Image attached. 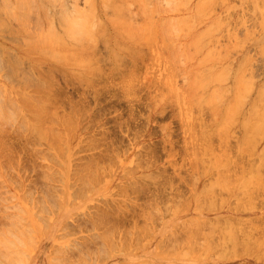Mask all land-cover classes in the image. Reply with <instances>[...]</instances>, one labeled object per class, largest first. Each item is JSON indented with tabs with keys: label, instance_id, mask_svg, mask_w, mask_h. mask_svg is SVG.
<instances>
[{
	"label": "rangeland",
	"instance_id": "1",
	"mask_svg": "<svg viewBox=\"0 0 264 264\" xmlns=\"http://www.w3.org/2000/svg\"><path fill=\"white\" fill-rule=\"evenodd\" d=\"M8 1L0 5V264H264V0ZM13 235L23 246L10 253Z\"/></svg>",
	"mask_w": 264,
	"mask_h": 264
},
{
	"label": "bare ground",
	"instance_id": "2",
	"mask_svg": "<svg viewBox=\"0 0 264 264\" xmlns=\"http://www.w3.org/2000/svg\"><path fill=\"white\" fill-rule=\"evenodd\" d=\"M7 1H8V0H7ZM153 1H154V0H153ZM2 2H4V0L1 1L0 5L2 4ZM8 2H9V1H8ZM25 2H27V1H25ZM91 2H92V1H91ZM138 2H139V1H138ZM211 2H212V1H211ZM17 3H18V2H17ZM139 3H140V2H139ZM152 3H153V2H152ZM7 4H8V3H7ZM9 4H10V3H9ZM23 4H24V2H23ZM35 4H36V3H35ZM56 4H57V3H56ZM56 4H55V5H56ZM2 5H3V4H2ZM19 5H20V3H19ZM29 5H30V4H29ZM212 5H213V4H212ZM212 5H211V6H212ZM27 6H28V4H27ZM129 6H130V5H129ZM24 7H25V6H24ZM196 7H197V6H196ZM144 8H145V7H144ZM144 8H143V9H144ZM146 8H147V7H146ZM149 8H150V7H149ZM149 8H148V9H149ZM211 8H212V7H211ZM17 9H19V7H18ZM84 9H85V8H84ZM87 9H88V8H87ZM120 9H121V8H120ZM150 9H151V8H150ZM150 9H149V10H150ZM197 9H199V8H197ZM61 10H62V9H61ZM124 10H125V9H124ZM124 10H123V11H124ZM144 10H146V9H144ZM151 10H152V9H151ZM151 10H150V14H151L152 11H153V10H152V11H151ZM92 11H93V9H92ZM158 11H159V10H158ZM158 11H157V12H158ZM198 11H200V10H198ZM198 11H197V13H198ZM8 12H9V11H8ZM81 12L83 13L84 11H76V14L79 15ZM88 12H89V11H88ZM4 13H5V12H4ZM9 13H10V12H9ZM58 13H59V12H58ZM129 13H130V12H129ZM143 13H144V11H143ZM146 13H147L146 16L148 17V12H146ZM146 13H144V14H146ZM90 14H91V12H90ZM113 14H114V13H113ZM125 14L127 15V13H125ZM11 15H13V13H11ZM132 15H133V14H132ZM141 15H142V14H141ZM65 16H68V15H66V13H65ZM143 16H144V15H143ZM146 16H144V17H146ZM87 17H88L89 19H88V20L86 19V23L89 24V23H90L89 20H92V19H90L91 16H89V14H87ZM150 17H151V15L149 16V18H150ZM67 18H69V17H67ZM77 18H78V17L76 16V19H77ZM132 18H133V17H132ZM151 18H152V17H151ZM78 19H79V18H78ZM81 19H82V18H81ZM142 19H143V20H142ZM142 19H141V20L144 21V18H143V17H142ZM145 19H146V18H145ZM93 20H94V19H93ZM131 20H132V19H131ZM147 20H148V19H147ZM69 21H70V20H69ZM71 21L73 22L72 19H71ZM76 21H77V20H76ZM79 21H80V20H79ZM83 21H84V20H83ZM87 21H88V22H87ZM160 21H161V20H160ZM160 21H159V22H160ZM168 21H169V20H168ZM168 21H167V22H168ZM65 22H66V21H65ZM131 22H132V21H131ZM144 22H145V21H144ZM161 22H162V21H161ZM161 22H160V23H161ZM164 22H165V20H164ZM140 23H141V21H140ZM140 23H139V24L136 23V24H138V26H139V25L141 26L142 23H141V24H140ZM168 23H169V22H168ZM168 23H167V25H168ZM173 23H174V21H173ZM175 23H176V21H175ZM175 23H174V24H175ZM69 24H70V23H69ZM73 24L76 25L75 27H79L78 29H80L82 26H86V25H87V24H86V25L83 24V25L80 27V26H77V24H78L77 22H76V23L73 22ZM115 24L117 25V23H115ZM146 24H147L146 22H145V24L143 23V26L146 25ZM148 24L150 25L151 23H148ZM148 24H147V25H148ZM171 24H172V23H170L169 25H171ZM179 24H180V23H179ZM78 25H79V24H78ZM80 25H81V24H80ZM97 25H98V24H97ZM147 25L144 26V27H149V26H147ZM55 26H56V25H55ZM73 26H74V25H73ZM120 26H121V25H120ZM134 26H135V25H134ZM134 26H133V27H134ZM136 26H137V25H136ZM138 26H137V27H134L133 29L136 30V28H138ZM140 26H139V27H140ZM143 26H142V28L144 29ZM174 26H176V25H174ZM152 27L154 28L155 26H152ZM71 28H72V26H71ZM84 28H85V27H82L80 30L84 32ZM87 28H88V27H86V31H87ZM100 28H101V27H100ZM165 28H166V23H165ZM165 28H164V31H165ZM167 28H168V27H167ZM167 28H166V29H167ZM170 28H171V27H170ZM172 28L174 29L173 26H172ZM73 29H74V28H73ZM76 29H77V28H76ZM78 29H77V30H78ZM149 29H150V28H149ZM154 29H156V27H155ZM173 29H172V30L170 29V31H173ZM80 30H79V32H80ZM88 30H89V29H88ZM116 30H117V29H116ZM137 30H138V29H137ZM144 30H145V29H144ZM147 30H148V29L146 28V31H147ZM152 30H153V29H151V31H152ZM168 30H169V29H168ZM168 30H166V32H167ZM174 30H175V29H174ZM74 31H75V30H73V32H74ZM140 31H143V30H140V29H139V33H141L142 36H143V34H144V36H145V33H146V34L148 33V31L145 32V33H144V32L142 33V32H140ZM151 31H150V32H151ZM170 31H168V32H170ZM92 32H93V31L91 30V31H90V34H91ZM152 32H153V34H151V35H154V31H152ZM160 32H161V29H160ZM168 32H167L165 35H166V37L170 38L169 35L171 34V32L169 33V35H168ZM173 32H175V31H173ZM80 33L82 34V32H80ZM136 33H137V32H136ZM139 33H138V34H139ZM162 33H163V32H162ZM73 34H74V33H73ZM73 34H72V35H73ZM77 34H78V36H80V38H81L82 36H84V35L79 34L78 31H77ZM77 34H76V32H75V35H73V36L77 38ZM149 34H150V33H149ZM173 34H174V33H173ZM85 35H86V34H85ZM147 35H148V34H147ZM155 35H156V34H155ZM167 35H168V36H167ZM131 36H132V35H131ZM131 36H130V37H131ZM140 36H141V35H140ZM144 36H143L141 39L144 40L145 37H146V39H147L148 36H145V37H144ZM163 36H164V35H163ZM163 36H162V34H161V37H163ZM170 36H171V35H170ZM59 37H60V36H59ZM99 37H100V36H99ZM101 37H102V36H101ZM101 37H100V38H101ZM166 37H165V38H166ZM171 37H173V36H171ZM50 38H51V36H50ZM80 38L78 37L77 39L80 41ZM84 38H85V37H84ZM84 38H82V39H84ZM122 38H123V37H122ZM149 38H150V36L148 37L147 40L149 41V44H150V43L152 44L154 41L151 42V41L149 40ZM151 38H153V37L151 36ZM151 38H150V39H151ZM77 39H76V40H77ZM134 39H135V38H134ZM157 39H158V38H157ZM160 39H161V38H160ZM62 40H63V39H62ZM106 40H108V39H106ZM131 40H133V37L131 38ZM131 40H130V41H131ZM108 41H109V40H108ZM108 41H107V42H108ZM128 41H129V40H128ZM134 41H136V40H134ZM148 41H147V42H148ZM52 42H53V41H52ZM91 42H92V41H91ZM115 42H116V40H115ZM117 42H118V41H117ZM136 42H137V41H136ZM139 42H140V41H139ZM141 42H144V41H141ZM159 42H160V41H159ZM159 42H158V43H159ZM172 43H174V42H172ZM172 43H171V45H172ZM138 44H139V43H138ZM160 44H161V43H160ZM160 44H159V45H160ZM157 45H158V44H157ZM196 45H197V44H196ZM147 46H149V45H147ZM131 47H132V46H131ZM172 47H173V45H172ZM176 47L178 48V46H176ZM150 48H151V47H150ZM150 48H149V49H150ZM154 48H155V47H154ZM159 48H160V47H159ZM92 49H93V48H92ZM149 49H148V50H149ZM161 49H162V48H161ZM171 49H172V48H171ZM0 50H1V48H0ZM27 50H28V48H27ZM27 50H26V51H27ZM70 50H72V49H70ZM140 50H141V49H140ZM176 50H177V49H176ZM23 51H25V49H24ZM73 51H74V50H73ZM128 51H129V50H128ZM0 52H1V51H0ZM6 52H7V50H6ZM70 52H71V51H70ZM93 52H94V51H93ZM129 52H130V51H129ZM2 53H3V52H2ZM8 53H9V52H7V54H8ZM121 53H122V52H121ZM132 53H133V52H132ZM212 53H213V52H212ZM214 53H215V52H214ZM28 54H29V53H28ZM91 54H92V53H91ZM94 54H95V53H94ZM126 54H127V53H126ZM139 54H140V52H139ZM11 55H12V54H11ZM38 55H39V54H38ZM45 55H47V54H45ZM85 55H86V54H85ZM187 55H188V53H187ZM189 55H190V54H189ZM9 56H10V55H9ZM13 56H14V54H13L11 57H13ZM33 56H34V55H33ZM58 56H60V55H58ZM61 56H62V55H61ZM88 56H89V55H88ZM92 56H93V55H92ZM130 56H131V55H130ZM210 56H211V55H210ZM215 56H217V53H216ZM3 57H4V56H3ZM14 57H15V56H14ZM42 57H43V56H42ZM55 57H56V56H55ZM96 57H97V56H96ZM98 57H99V56H98ZM115 57H116V55H115ZM141 57H142V55H141ZM132 58L135 59L134 55L132 56ZM137 58H138V57H137ZM10 59H11V58H10ZM35 59H36V58H35ZM38 59H40V58H38ZM83 59H84V57H83ZM86 59H87V61L91 60V59H88V57H86ZM92 59H93V58H92ZM11 60H12V59H11ZM59 60H61V59H59ZM109 60H110V59H109ZM114 60H115V59H114ZM83 61H84V60H83ZM177 61H178V60H177ZM80 62H81V61H80ZM91 62H92V60H91ZM98 62H99V61H98ZM123 62H125V61L123 60ZM6 63H8V61H7ZM20 63H21V62H20ZM92 63H93V62H92ZM99 63H100V62H99ZM125 63H126V62H125ZM8 64H9V63H8ZM15 64H16V63H15ZM17 64H18V63H17ZM17 64H16V65H17ZM74 64H75V63H74ZM90 64H91V63H90ZM116 64H118V63L116 62ZM169 64H171V63H169ZM61 65H63V64H61ZM69 65H70V64H69ZM171 65H172V64H171ZM63 66H65V65H63ZM87 66H88V65H87ZM87 66H86V67H87ZM119 66H120V65H119ZM4 67H5V66H4ZM14 67H15V66H14ZM19 67H20V66H18V68H19ZM82 67H83V65H82ZM18 68H17V69H18ZM53 68H54V67H53ZM170 68H171V66H170ZM243 68H245V67H243ZM243 68H241V69H243ZM11 69H12V68H11ZM14 69H15V68H14ZM28 69H29V68H28ZM33 69H34V68H33ZM19 70H20V69H18V72H19ZM54 70H55V68H54ZM99 70H100V69H99ZM6 71H7V70H6ZM11 71H12V70H11ZM14 71H15V70H14ZM36 71H38V70L36 69ZM45 71H46V69H45ZM52 71H53V69H52ZM52 71H51V72H52ZM56 71H58V69H57ZM60 71H61V70H60ZM60 71H58V72H60ZM100 71H101V70H100ZM125 71H126V70H125ZM131 71H132V70H131ZM23 72H24V71H23ZM23 72H21V73H22V76H24V75H23ZM53 72H54V71H53ZM53 72H52V73H53ZM94 72H95V71L92 72L93 75L96 74V73L94 74ZM128 72H129V70H128ZM240 72H241V70H240ZM242 72H243V71H242ZM15 73H17V72L15 71ZM15 73H13V74H15ZM49 73H50V72H49ZM49 73H48V76H50ZM52 73H51V75H52ZM54 73H55V72H54ZM60 73H61V72H60ZM60 73H59L58 75L63 76V75L60 74ZM86 73H87V72H86ZM89 73H90V71H89L87 74H89ZM65 74H66V73H65ZM90 74H91V73H90ZM126 74L130 75L129 73H126ZM216 74H217V73H216ZM241 74H242V73H241ZM245 74H246V73H245ZM28 75H29V73H28ZM31 75H32V74H31ZM91 75H92V74H91ZM239 75H240V73H239ZM242 75H243V74H242ZM39 76L42 78L41 75H39ZM52 76H53V75H52ZM54 76H55V75H54ZM61 76H60V77H61ZM64 76L66 77V75H64ZM64 76H63V77H64ZM74 76H75V75H74ZM76 76H77V75H76ZM96 76H97V75H96ZM173 76H174V75H173ZM173 76H172V77H173ZM214 76H215V75H214ZM240 76H241V75H240ZM15 77H16V76H15ZM17 77H18V76H17ZM20 77H21V76H20ZM30 77H32V76H30ZM65 77H64V80H65ZM132 77H133V74H132L131 78H132ZM216 77L218 78V76H216ZM216 77H215L214 80H217ZM18 78H19V77H18ZM21 78H22V77H21ZM75 78H77V77H75ZM133 78H134V77H133ZM32 79H33V78H32ZM42 79H43V78H42ZM42 79H41V81H42ZM67 79H68V78H67ZM67 79H66V80H67ZM8 80H10V79H8ZM14 80H15V78H14ZM27 80H29V79H27ZM33 80H34V79H33ZM33 80H31V82L29 81V83H32ZM50 80H51V78H50ZM66 80H65V83L68 82V80H67V82H66ZM76 80H77V79H76ZM127 80H128V79H127ZM131 80H132V79H131ZM188 80H189V79H188ZM6 81H7V80H6ZM16 81H17V84H18V82H20V81L17 80V78H16ZM21 81H22V80H21ZM34 81H35V80H34ZM44 81H45V80H44ZM129 81H130V80H129ZM134 81H135V80H134ZM134 81H133V82H134ZM169 81H171V79H170ZM193 81H195V80L193 79ZM193 81H191V84H192ZM8 82L10 83V81H8ZM80 82L83 83L82 81H80ZM80 82H79V83H80ZM86 82H87V81H86ZM12 83H13V82H12ZM22 83H23V81H22ZM29 83H28L27 85H29ZM45 83H46V82H45ZM91 83H92V81H91ZM128 83H129V82H128ZM186 83H187V82H186ZM186 83H185V84H186ZM196 83H197V82H196ZM19 84H20V83H19ZM19 84H18V85H19ZM33 84H34L35 87H36V84H35V83H32V87H33ZM87 84H88V83H87ZM87 84H86V85H87ZM89 84H90V83H89ZM89 84H88V85H89ZM129 84H130L129 86H132L133 83H132V84L129 83ZM188 84H189V83H188ZM193 84H195V83H193ZM14 85H16V83H15ZM14 85H13V86H14ZM25 85H26V84H25ZM25 85L22 86V84H20L19 86H20V87H21V86L24 87ZM45 85H50V84L46 83ZM56 85H57V84H56ZM86 85H85V86H86ZM88 85H87V86H88ZM171 85H172V84H171ZM234 85H235V84H234ZM16 86H17V85H16ZM29 86H30V85H29ZM41 86H42V85H41ZM89 86H91V85H89ZM184 86H185V85H184ZM189 86L192 87V85H189ZM25 87H26V86H25ZM37 87H38V86H37ZM43 87H45V86H43ZM187 87H188V86H187ZM194 87H195V86H194ZM1 88H2V87H1ZM38 88H39V89L36 88L38 91L41 90L40 87H38ZM45 88H46V87H45ZM129 88L131 89V87H129ZM185 88H186V87H184L183 89H185ZM196 88H197V84H196ZM196 88H195V89H196ZM248 88H249V87H248ZM33 89H35V88H33ZM61 89H62V87H61ZM193 89H194V88H193ZM197 89H199V88H197ZM248 90H249V89H248ZM248 90H247V91H248ZM41 91H42V90H41ZM187 91H190V90L187 89ZM191 91H192V90H191ZM195 91H196V90H195ZM1 92H2V89H1ZM1 92H0V93H1ZM13 92H15V91H13ZM35 92H36V91H35ZM42 92H43V91H42ZM53 92H54V91H53ZM183 92H184V91H183ZM198 92H199V91H198ZM18 93H19V92H18ZM36 93H37V92H36ZM63 93H64V92H63ZM187 93H188V92H187ZM214 93H215V92H214ZM245 93H246V92H245ZM1 94H2V93H1ZM1 94H0V95H1ZM53 94L55 95V93H53ZM64 94H65V93H64ZM69 94H71V93H69ZM177 94H178V93H177ZM212 94H213V91H212ZM234 94H235V93H234ZM241 94H242V93H241ZM17 95H18V94H17ZM47 95H48V94H47ZM65 95H66V94H65ZM178 95H179V94H178ZM178 95H177V96H178ZM186 95H187V94H186ZM193 95H194V92H193ZM210 95H211V93H210ZM215 95H216V94H215ZM243 95H244V93H243ZM28 96H30V95H28ZM59 96L61 97V96H63V95H59ZM220 96H221V95H220ZM233 96H234V95H233ZM240 96H241V95H240ZM244 96H245V95H244ZM0 97H1V96H0ZM5 97H8V96H5ZM37 97H38V96H37ZM37 97H36V100H35V101H37V102H38L39 100H40V101L42 100V102L45 101V100L42 99V97H40L41 99H39V100H38ZM46 97H47V96H46ZM63 97H64V96H63ZM65 97H66V96H65ZM65 97H64L63 100H65ZM67 97H68V96H67ZM67 97H66V98H67ZM71 97H72V96H71ZM175 97H176V95H175ZM179 97H180V96H179ZM190 97H192V94H191V95L189 94V98H187V97L185 96V99H190ZM201 97H202V96H201ZM211 97H213V96H211ZM215 97H216V96H215ZM19 98L22 99L21 95L18 96V101H19ZM61 98H62V97H61ZM202 98H203V97H202ZM216 98H217V97H216ZM218 98H219V97H218ZM233 98H234V97H233ZM236 98H237V97H236V94H235V99H236ZM240 98H241V97H240ZM245 98H246V97H245ZM245 98H244V99H245ZM261 98H262V97H261ZM261 98H260V99H261ZM263 98H264V97H263ZM52 99H53V98H52ZM57 99H58V98H57ZM179 99H180V98H179ZM185 99H184V100H185ZM206 99L208 100V98H206ZM241 99H242V98H241ZM5 100H6V99H5ZM7 100H10L9 97H8ZM26 100H27V99L22 100V101H23V102H22L23 105H24V103H25V104H26V103L28 104V102H26ZM49 100H50V99H49ZM61 100H62V99H61ZM67 100H68V99H67ZM67 100H66V101H67ZM69 100H70V99H69ZM194 100H196V99H194ZM194 100H190V103H189V104L196 103V102H194ZM209 100H210V98H209ZM212 100L214 101L213 98H212ZM230 100H231V98H230ZM46 101H47V100H46ZM191 101H192V102H191ZM210 101H211V100H210ZM261 101H262V100H261ZM1 102H2V100L0 101V103H1ZM6 102H7V101H6ZM6 102H5V103H6ZM10 102H11V101H10ZM10 102H9V104H10ZM19 102L21 103V100H20ZM49 102H50V101H49ZM57 102H58V100H57ZM64 102H65V101H64ZM69 102H70V101H69ZM176 102H177V101H176ZM179 102H180V101H179ZM184 102H185V101H184ZM187 102H188V101H187ZM211 102H212V101H211ZM211 102H210V103H211ZM235 102H237V100H236ZM11 103H13V102H11ZM44 103H45V102H44ZM47 103H48V102H47ZM67 103H68V102H67ZM180 103H181V102H180ZM206 103L208 104V102H206ZM232 103H233V102H232ZM14 104H15V103H13V105H14ZM32 104H33V103H32ZM38 104H41V102L38 103ZM49 104H50V103H49ZM58 104H61V102H58ZM62 104H63V103H62ZM64 104H65V103H64ZM184 104H185V103H184ZM186 104H187V103H186ZM189 104H188V105H189ZM196 104H197V103H196ZM212 104H214V103H212ZM233 104H234V103H233ZM6 105H8V104H6ZM28 105H29V104H28ZM47 105H48V104H47ZM193 105H194V104H193ZM193 105H192V106H193ZM208 105H209V104H208ZM210 105H211V104H210ZM8 106H9V105H8ZM8 106H7V110H8V108H11V111H12L14 106H12V104H11L9 107H8ZM24 106H25V105H24ZM24 106H23V107H24ZM26 106H27V105H26ZM29 106H30V105H29ZM35 106H36V105H35ZM40 106H41V105H40ZM65 106H68V105H65ZM75 106H78V105H75ZM75 106H74V107H75ZM190 106H191V105H190ZM190 106H188V107H189V110H190ZM194 106H195V105H194ZM194 106H193V110L195 109ZM226 106H227V105H226ZM229 106H230V105H229ZM229 106H228V107H229ZM234 106H235V105H234ZM33 107H34V106H32L31 111H32L33 109H35V110H33V111H36V114L38 115V113L41 112L40 109L37 108V107H36V108H35V107L33 108ZM45 107H46V106H45ZM47 107H48V106H47ZM49 107H50V106H49ZM54 107H56V106H54ZM79 107H80V106H79ZM17 108H18V107H17ZM41 108H42V106H41ZM52 108H53V107H52ZM66 108H67V107H66ZM259 108H260V107H259ZM23 109H24V108H23ZM36 109H37V110H36ZM38 109H39V110H38ZM70 109H71V108H70ZM78 109H80V108H78ZM78 109H76V110L78 111ZM181 109H182V107H181ZM217 109H218V108H217ZM9 110H10V109H9ZM9 110H8V111H9ZM45 110H46V109H45ZM72 110H73V109H72ZM177 110H178V109H177ZM189 110H188V111H189ZM232 110H233V108H232ZM240 110H241V109H240ZM261 110H263V109H261ZM15 111H17V110H15ZM25 111H27V110H25ZM37 111H38V112H37ZM50 111H51V108H50ZM55 111H56V110H54V108H53V113H54ZM196 111H197V110H196ZM208 111H209V109H208ZM236 111H237V109H236ZM258 111H259V109H258ZM263 111H264V110H263ZM51 112H52V111H51ZM69 112H70V111H69ZM80 112H81V111H80ZM181 112H183V111L181 110ZM191 112H192V110H191ZM194 112H195V111H194ZM11 113L13 114L14 112L12 111ZM11 113H10V114H11ZM17 113H18V112H16L15 114H17ZM47 113H48V112H47ZM76 113H77V112H76ZM198 113H199V112H198ZM209 113H210V112H209ZM233 113H234V112H233ZM258 113H259V112H258ZM3 114H5V113L3 112ZM15 114H14V115H15ZM39 114H40V113H39ZM49 114H50V112L48 113V115H49ZM71 114H72V113H71ZM78 114H79V113H78ZM187 114H188V113H187ZM191 114H192V113H191ZM194 114H195V113H194ZM213 114H216V113H213ZM236 114H237V113H236ZM8 115H9V114H8V112H7V114H5V116H8ZM25 115H27V114H25ZM41 115H42V114H40V116H41ZM48 115H47V116H48ZM53 115H54V114H53ZM60 115H61V114H60ZM72 115H73V114H72ZM79 115H80V114H79ZM79 115H78V116H79ZM192 115H193V114H192ZM192 115H191V116H192ZM230 115H231V114H230ZM237 115H238V114H237ZM262 115H263V114H262ZM15 116H16V115H15ZM42 116H43V118H45V117H44V116H45L44 114H43ZM56 116H57V114H56ZM61 116H62V115H61ZM194 116H197V118H199V117H198V116H199L198 114H196V115H194ZM200 116H202V114H201ZM19 117H21V116H19ZM28 117H29V116H28ZM54 117H55V116H54ZM54 117H53V118H54ZM59 117H60V116H59ZM68 117H69V116H66V118H65V116H64L63 118H65V119H63V120L65 121L66 119H68ZM79 117H80V116H79ZM212 117L214 118V116H212ZM1 118H2V116L0 117V119H1ZM13 118H14V117H13ZM15 118H17V116H16ZM46 118H47V117H46ZM46 118H45V119H42L41 121L45 120L44 123L49 122V119H48L49 116H48V118H47L48 120H47ZM60 118H62V117H60ZM60 118H59V119H60ZM192 118H193V117H192ZM232 118H233V117H232ZM257 118H258V114H257ZM257 118H256V119H257ZM51 119H52V118H51ZM183 119H185V118L183 117ZM193 119H194V118H193ZM193 119H192V120H193ZM202 119H203V118H202ZM8 120H9V119L7 118V124H8ZM19 120H20V119H19ZM33 120H35V119H32V121H33ZM54 120H55V119H54ZM195 120H196V119H195ZM198 120H199V119H198ZM205 120H206V119H205ZM1 121H3V119H2ZM37 121H39V120H37ZM55 121H56V120H55ZM55 121H54V122H55ZM231 121H232V120H231ZM258 121H259V120H258ZM23 122L25 123V121H23ZM50 122H51V121H50ZM65 122H66V121H65ZM67 122H68V121H67ZM69 122H70V123H73V122H71V120H70ZM182 122H185V121L183 120ZM204 122H205V121H204ZM213 122H214V121H213ZM241 122H242V121H241ZM256 122H257V121H256ZM38 123H39V122H38ZM56 123H57V121H56ZM74 123H75V122H74ZM194 123H195V121H194ZM260 123H261V122H260ZM2 124H4V123L2 122L0 125H2ZM5 124H6V123H5ZM39 124H40V123H39ZM46 124H47V123H46ZM48 124H50V123H48ZM48 124H47V125H48ZM59 124H60V123H59ZM66 124H67V123H66ZM66 124H65V125H66ZM191 124H193V122H192ZM196 124H197V123H196ZM196 124H195V125H196ZM10 125H11V124H10ZM12 125H13V124H12ZM43 125H44V124H43ZM43 125H41V126H43ZM70 125H71V124H69V126H70ZM183 125H184V124H183ZM199 125L201 126V123H200ZM220 125H221V124H220ZM247 125H248V124H247ZM23 126H24V125H23ZM44 126H45V125H44ZM67 126H68V125H66V127H67ZM208 126H209V125H208ZM218 126H219V125H218ZM248 126H249V125H248ZM248 126H246V127H248ZM8 127H10V126H8ZM8 127L6 126V128H8ZM46 127H47V126H46ZM211 127H212V126H211ZM3 128H4V127H3ZM10 128H11V127H10ZM42 128H43V127H42ZM50 128H51V127H50ZM67 128H68V127H67ZM71 128H72V130H73V127H71ZM196 128H198V127H196ZM208 128H209V127H208ZM263 128H264V126H263ZM25 129H26V127H25ZM28 129H29V128H28ZM44 129H45V128H43V130H44ZM46 129H49V127H47ZM46 129H45L44 131H42V132L46 133V132H45ZM52 129H53V128H51V131H52ZM65 129H66V128H65ZM68 129H69V128H68ZM185 129H186V128H185ZM223 129H224V128H223ZM54 130H56V129L54 128ZM70 130H71V129H70ZM226 130H227V129H226ZM226 130L224 129L223 131H221V135H222V133L225 134V133H226V132H225ZM243 130H244V129H243ZM61 131H62V130H61ZM31 132H32V131H31ZM53 132H54V131H53ZM59 132H60V131H59ZM193 132H194V131H193ZM193 132H192V134H193ZM213 132H214V131H213ZM260 132H261V131H260ZM188 133H189V132H188ZM196 133H197V132H196ZM199 133H200V132H199ZM209 133H210V132H209ZM227 133H228V131H227ZM229 133H230V132H229ZM244 133H245V132H244ZM21 134H22V133H21ZM23 134H24V133H23ZM55 134H56V137H57V135H58L59 133L57 134V132H55L54 135H55ZM68 134H69V133H68ZM197 134H198V133H197ZM224 134H223V135H224ZM230 134H231V133H230ZM27 135H28V132H27ZM38 135H39V134H38ZM49 135H50V133H49ZM72 135H73V133H72ZM194 135H195V134H194ZM198 135H200V134H198ZM243 135H244V134H243ZM255 135H256V134H255ZM259 135H260V134H259ZM39 136H40V135H39ZM50 136H51V135H50ZM190 136L192 137V140H193V139H194V138H193V135H190ZM217 136H218V135H217ZM217 136H216V137H217ZM226 136H227V134H226ZM207 137H209V136H207ZM216 137H214L215 140H216V139L218 140V138H220L221 136L219 135V137H217V138H216ZM233 137H234V136H233ZM42 138H43V137H42ZM47 138H50V137H47ZM62 138H63V137H62ZM200 138H201V137H200ZM226 138H227V137H226ZM248 138H249V137H248ZM45 139H46V138H45ZM58 139H59V138H58ZM60 139H61V136H60ZM195 139H198V138H197V135H196V138H195ZM195 139H194V140H195ZM208 139H209V138H208ZM33 140H34V139H33ZM43 140H44V139H43ZM48 140H50V139H48ZM48 140H47V141H48ZM53 140H54V139H53ZM199 140H200V139H199ZM202 140H203V139H202ZM205 140H207V139H205ZM210 140H211V139H210ZM217 140L215 141L216 143L219 142V141H217ZM219 140H221L222 142H224V138H223V139L220 138ZM40 141H42V140H40ZM56 141H58V140H56ZM197 141H198V140H197ZM197 141H196V142H197ZM211 141H212V140H211ZM62 142H63V141H62ZM201 142H202V141H201ZM208 142H210V141H208ZM212 142H213V141H212ZM37 143H38V142H37ZM39 143H40V142H39ZM51 143H52V144H53V143L55 144V141H52ZM188 143H189V142H188ZM191 143H192V142H191ZM191 143H190V144H191ZM197 143H198V142H197ZM197 143H196L195 145H197ZM206 143H207V141H206L204 144L206 145ZM219 143H220V142H219ZM224 143H225V142H224ZM224 143H223V144H224ZM245 143H246V142H245ZM249 143H250V141H249ZM198 144H199V143H198ZM213 144H214V143H213ZM213 144H212V146H213ZM55 145H56V144H55ZM58 145H59V144H58ZM60 145H61V144H60ZM191 145H193V144H191ZM207 145H209V144H207ZM214 145H215V144H214ZM217 145H219V144L217 143ZM220 145H221V143H220ZM49 146H50V145H49ZM52 146H53V145H52ZM90 146H91V145H90ZM210 146H211V144H210ZM210 146H207V147L209 148ZM215 146H216V145H215ZM222 146H224V145H222ZM245 146H246V145H245ZM245 146H243L242 148L244 149ZM251 146H252V145H251ZM58 147H59V146H58ZM62 147H63V146H61V148H59V149H62L61 151L64 152ZM80 147H81V146H79V148H80ZM91 147H92V146H91ZM193 147H194V146H193ZM193 147H192V148H193ZM198 147H200V146H198ZM198 147H197V149H198ZM201 147H202V146H201ZM219 147H220V146H219ZM219 147H218V149H221V148L223 149V147H221V148H219ZM248 147H249V146H248ZM194 148H196V146H195ZM194 148H193V153H196L195 150H197V149H194ZM205 148H206V147H205ZM205 148H204V150H205ZM210 148H211V150H213L212 147H210ZM65 149H66V148H65ZM90 149H92V148H90ZM94 149H95V148H94ZM199 149H200V148H199ZM199 149H198V150H199ZM206 149H207V148H206ZM215 149H216V148H215ZM215 149H214V150H215ZM218 149H217V150H218ZM4 150H5V149H4ZM32 150H33V149H32ZM56 150H57V148H56V146H55V151H56ZM75 150H76V149H75ZM79 150H83V148H82V149H78V150H76V151L78 152ZM84 150H85V148H84ZM190 150H192V149H190ZM201 150H202V149H201ZM211 150H210V151H211ZM214 150H213V151H214ZM244 150H246V147H245ZM244 150H243V152H244ZM205 151H207V150H205ZM225 151H226V150L224 149L223 152H225ZM240 151H241V150H240ZM240 151H239V152H240ZM8 152H9V150H8ZM56 152H57V151H56ZM197 152H198L197 155L199 156V155H200L199 153H200L201 151H200V152L197 151ZM208 152H209V150H208ZM218 152H220V153L222 154V150H221V151L219 150ZM226 152H227V151H226ZM5 153H6V152H5ZM59 153H61V152L59 151L58 154H59ZM220 153H219V154L217 153V154L220 155ZM240 153H242V152H240ZM246 153H248V152H246ZM246 153H242V154H245V155H246ZM249 153H251V152H249ZM249 153H248V155H250ZM61 154H62V153H61ZM201 154H202V153H201ZM209 154H210V153H209ZM209 154H207V155H209ZM212 154H214V152H212ZM215 154H216V153H215ZM215 154H214V156H215ZM224 154H225V153H224ZM251 154H252V153H251ZM4 155H6V154H4ZM8 155H9V154L6 155L7 158H8ZM48 155L50 156L51 154L48 153ZM59 155H60V154H59ZM197 155H196V156H197ZM222 155H223V154H222ZM227 155H228V152H227ZM227 155H226V156H227ZM1 156H3V155H1ZM44 156H45V155H44ZM62 156H64V155L62 154ZM190 156H191V155H190ZM196 156H193V159H194V157L197 158ZM205 156H206V153H205ZM223 156H225V155H223ZM223 156H222V158H223ZM226 156H225V159L227 158ZM236 156H237V155H236ZM242 156H243V155H242ZM253 156H254V155H253ZM52 157H53V156H52ZM60 157H61V156H60ZM209 157H210V155H209ZM230 157H231V156H230ZM234 157H235V156H234ZM240 157H241V155H240ZM251 157H252V156H251ZM53 158H54V157H53ZM190 158L192 159V156H191ZM212 158L214 159L215 157H212ZM217 158H218V156H217ZM231 158H232V160L234 159L233 157H231ZM241 158H242V157H241ZM51 159H52V158H51ZM61 159H62V158H61ZM75 159H76V158H75ZM77 159H78V158H77ZM218 159H220V158H218ZM218 159L215 158V162H216V161L218 162V161H219ZM225 159H224V162L227 160V159H226V160H225ZM242 159H243V158H242ZM255 159H256V158H255ZM48 160H49V159H48ZM52 160L54 161V159H52ZM78 160H79V159H78ZM228 160L231 161L230 158H229ZM256 160H257V159H256ZM10 161H11V160H10ZM56 161H57V160H56ZM211 161H212V160H211ZM222 161H223V160H222ZM229 161H226L225 164L228 163ZM263 161H264V160H263ZM5 162H6V161H5ZM57 162H58V161H57ZM213 162H214V161H213ZM233 162H234V161H233ZM250 162H251L250 164L253 163L252 161H250ZM205 163H206V161H205ZM218 163H219V162H218ZM234 163H235V162H234ZM80 164H81V163H80ZM80 164H79V165H80ZM192 164H193V163H192ZM198 164H199V163H198ZM216 164H217V163H216ZM247 164H248V163H247ZM3 165H4V164H3ZM7 165H8V163H7ZM79 165H78V166H79ZM82 165H83V164H82ZM84 165H85V163H84ZM90 165H91V164H89V167L91 168ZM201 165H202V164H201ZM213 165H215V164H213ZM218 165H219V164H218ZM222 165H223V164H222ZM234 165H236V164H234ZM60 166H61V165H60ZM85 166H88V165H85ZM94 166H95V165H94ZM94 166H92V167L94 168ZM215 166H216V165H215ZM231 166H233V165L231 164ZM231 166H230V168H231ZM83 167H84V166H83ZM96 167H97V166H96ZM192 167H194V165H193ZM234 167H235V166H234ZM247 167H248V165H247ZM255 167H256V166H255ZM47 168H48V167H47ZM60 168H61V167H60ZM79 168L81 169V166H80ZM90 168H89V169H90ZM203 168H204V167H203ZM212 168H213V167H212ZM212 168H210V169H212ZM62 169H63V168H62ZM85 169H86V168H85ZM85 169H84V172H88L87 174H89V170L85 171ZM228 169H229V168H228ZM237 169H238V168H237ZM237 169H236V170H237ZM249 169H250V168H249ZM261 169H262V168H261ZM52 170H53V169H52ZM78 170H79V169H78ZM91 170H93V169H91ZM94 170H95V169H94ZM94 170H93V171H94ZM97 170H98V168H97ZM232 170H234V168H233ZM63 171H64V170H63ZM81 171H83V170H81ZM124 171H125V169H124ZM126 171H127V170H126ZM223 171H224V170H223ZM229 171H230V170H229ZM234 171H235V170H234ZM234 171H233V172H234ZM247 171H249V170H247ZM91 172H92V171H91ZM224 172H226V170H225ZM224 172H223V173H224ZM215 173H217V172H215ZM220 173H221V172H220ZM223 173H222V177H223ZM227 173H228V172H227ZM247 173H248V172H247ZM249 173H250V171H249ZM249 173H248V174H249ZM90 174H91V173H90ZM228 174H229V173H228ZM228 174L226 175V173H225L226 177L228 176ZM235 174H236V173H235ZM238 174L241 175L242 173H238ZM248 174H247V175H248ZM257 174H258V173H257ZM55 175H56V174H55ZM85 175H86V174H85ZM85 175H84V177H85ZM215 175H216V174H215ZM217 175H219V173H217ZM217 175H216V176H217ZM220 175H221V174H220ZM229 175H230V174H229ZM231 175H232V172H231ZM231 175H230V176H231ZM252 175H253V174H252ZM56 176H57V175H56ZM61 176H62V175H61ZM73 176H74V175H73ZM89 176H90V175H89ZM216 176H213V177L211 176L210 178H214V177H215V179H217L218 176H217V178H216ZM245 176H246V174H245ZM261 176H262V175H261ZM58 177H60V176H57V178H58ZM70 177H72V176H70ZM226 177H225V178H226ZM249 177H250V176H249ZM54 178H56V177H54ZM57 178H56V179H57ZM61 178H63V177H61ZM77 178H78V177H77ZM85 178H86V177H85ZM92 178H93V177H92ZM210 178H209V180H210ZM231 178H232V177H231ZM238 178H239V177H238ZM238 178H237V180H238ZM44 179H45V177H44ZM47 179H48V177H47ZM70 179H71V178H70ZM234 179H235V180H234L235 182H231L232 180H230V181L228 180V181L231 182L232 184H234V183L237 182L236 178H234ZM62 180H63V179H62ZM62 180H61V181H62ZM76 180H77V179H76ZM209 180H208V181H209ZM223 180H224V178H223ZM255 180H256V179H255ZM258 180H259V181H258ZM57 181L60 182V180H57ZM63 181H64V180H63ZM93 181H95V179H93ZM213 181H214V179H213ZM248 181H250V180H248ZM257 181L260 182L261 180H260V179H257ZM50 182H52V181H50ZM75 182H76V181H75ZM210 182H211V181H210ZM224 182H226V181H223V183H224ZM251 182H252V181H251ZM255 182H256V181H255ZM258 182L256 183V186L258 185ZM261 182H262V181H261ZM261 182H260V185H262ZM73 183H74V181H73ZM81 183H82V182H81ZM223 183L221 182V185H223L222 188H224V185L226 186V184H227V183H225V184H223ZM231 183H229L230 188L232 187ZM253 183H254V181H253ZM68 184H69V183H68ZM70 184L72 185V183H70ZM207 184H208V183H207ZM254 184H255V183H254ZM77 185H78V184H77ZM81 185H82V184H81ZM203 185H206V184H203ZM227 186H228V184H227ZM229 186H228V187H229ZM85 187H87V186H85ZM137 187H138V186H137ZM202 187H204V186H202ZM228 187H227V188H228ZM240 187H241V186H240ZM257 187H259V185H258ZM138 188H139V187H138ZM251 188L254 189L255 187L252 185ZM73 189H74V188H73ZM84 189H85V188H84ZM132 189H133V188H132ZM134 189H135V188H134ZM134 189H133V190H134ZM61 190H62V189H61ZM75 190H76V188H75ZM133 190H132V191H133ZM135 190L139 191L140 189L138 190V189L136 188ZM250 190H251V189H250ZM254 190H255V189H254ZM76 191H77V190H76ZM214 191H215V190H214ZM229 191H230V190H229ZM248 191H249V190H248ZM251 191H252V190H251ZM24 192H25V191H24ZM61 192H62V191H61ZM78 192H79V191H78ZM209 192H210V191H209ZM249 192H250V191H249ZM249 192H248V193H249ZM31 193H32V192H31ZM72 193H74V191H73ZM133 193H134V192H133ZM135 193H136V192H135ZM135 193H134V194H135ZM206 193H207V192H206ZM214 193H215V192H214ZM244 193H245V192H244ZM248 193H247V194H248ZM251 193H252V192H250V194H251ZM254 193H255V191H254ZM23 194H24V193H23ZM33 194H34V193H33ZM74 194H75V193H74ZM24 195H25V194H24ZM207 195H208V194H207ZM252 195H253V194H252ZM25 196H27V194H26ZM205 196H206V195H205ZM249 196H250V195H249ZM22 197H23V196H22ZM246 197H247V196H246ZM24 198H25V197H24ZM57 198H58V197H57ZM57 198H56V200H57ZM67 198H68V197H67ZM206 198H207V197H205V199H206ZM22 199H23V198H22ZM27 199H28V198H27ZM35 199H36V197H35ZM59 199H60V198H59ZM251 199H252V198H251ZM29 200H30V198H29ZM29 200H28V201H29ZM247 200H248V199H247ZM23 201H24V199H23ZM26 201H27V200H26ZM57 201H58V200H57ZM29 202L31 203V201H29ZM34 203H35V201H34ZM56 203H57V202H56ZM59 204H60V201H59ZM35 205H36V203H35ZM35 205H34V206H35ZM48 205H49V204H48ZM36 207H37V206H36ZM43 207H44V205H43ZM126 207H127V206H126ZM232 207H233V206H232ZM47 208H48V207H47ZM133 208H134V207H133ZM42 209L44 210V208H42ZM111 209H113V208H111ZM95 210H96V209H95ZM100 210H102V209H100ZM39 211H40V210H39ZM103 211H104V210H103ZM113 211H114V209H113ZM41 212H42V211H41ZM44 212H45V211H44ZM66 212H67V211H66ZM93 212H94V211H93ZM104 212H105V211H104ZM107 212H108V211H107ZM110 212H111V211H110ZM111 214H113V213H111ZM111 214H109V215H111ZM92 215H94V214H92ZM97 215H98V214H97ZM101 215H102V214H101ZM107 215H108V214H107ZM113 215H114V214H113ZM152 215H153V214H152ZM88 217H89V216H88ZM95 217H96V216H95ZM95 217H94V218H95ZM109 217H111V216H109ZM112 217H114V216H112ZM90 218H91V216H90ZM103 218H104V217H103ZM153 218H154V217H153ZM20 219H22V218H20ZM23 219H24V218H23ZM23 219H22V220H23ZM112 219H113V218H112ZM115 219H116V218H115ZM115 219H114V220H115ZM122 219H123V218H122ZM22 220H20V221H22ZM88 220H90V219H88ZM93 220H94V219H93ZM152 220H153V219H152ZM120 221H121V220H120ZM126 221H127V220H126ZM23 222H25V221H23ZM110 222H111V220L109 221V223H110ZM113 222H114V221H113ZM116 222H118V221H116ZM94 223H95V222H94ZM96 223H97V222H96ZM127 223H128V222H127ZM127 223H126V224H127ZM90 224H91V222H90ZM107 224H108V223H107ZM111 224H114V223H110V225H111ZM124 224H125V223H123V225H124ZM129 224H130V223H129ZM24 225L26 226L27 224L25 223ZM24 225H22V226H24ZM92 225H93V224H92ZM98 225H99V224H98ZM98 225H97V226H98ZM116 225H117V223H116ZM232 225H233V224H232ZM235 225H236V224H235ZM97 226H95V227H97ZM135 226H136V224H135ZM27 227H29V225H28ZM112 227H113V225H112ZM116 227H117V226H116ZM118 227H119V226H118ZM130 227H131V226H130ZM25 228H26V227H24V229H25ZM93 228H94V227H93ZM97 228H98V227H97ZM101 228H102V226H101ZM109 228H110V227H109ZM124 228H125V227H124ZM232 228H233V227H232ZM26 229H27V228H26ZM99 229H100V227H99ZM110 229H111V228H110ZM112 229H113V228H112ZM117 229H118V231L120 230L119 228H117ZM105 230H106V229H105ZM114 230H115V233H116V229H114ZM114 230H113V231H114ZM126 230H127V229H126ZM84 231H85V230H84ZM87 231H88V230H87ZM106 231H107V230H106ZM108 231H109V230H108ZM128 232H129V231H128ZM103 233H105V231H104ZM103 233H102V235H103ZM110 233H111V230L108 232V234H110ZM113 233H114V232H113ZM106 234H107V232H106ZM106 234H104L103 236H107ZM58 235H59V234H58ZM61 235H62V234H61ZM91 235H92V234H91ZM128 235H129V234H127V236H128ZM233 235H234V234H233ZM96 236H97V235H96ZM100 236H101V235H100ZM100 236H98V237H100ZM103 236H102V238H103ZM122 236H123V237H122ZM56 237H58V236H56ZM91 237H92L91 240H92V239H93V240L96 239V238H93V236H91ZM114 237H115V236H114ZM116 237H117V234H116ZM121 237L124 238V235L122 234V235L120 236V239H121ZM166 237H167V236H166ZM75 238H76V237H75ZM75 238H74V239H75ZM77 238H79V237H77ZM117 238H118V237H117ZM82 239H83V238H82ZM82 239H81V240H82ZM99 239H100V238H99ZM109 239H111V238L109 237ZM164 239H165V238H164ZM100 240H101V239H100ZM102 240H103V239H102ZM104 240H105V237H104ZM107 240H108V237H107ZM107 240H105V242H106ZM127 240H128V239H127ZM84 241H85V240H84ZM124 241H126V240L124 239ZM109 242H111V241H109ZM164 242H165V240H164ZM166 242H167V240H166ZM249 242H250V241H249ZM76 243H77V242H76ZM78 243H79V242H78ZM85 243H87V241H85ZM117 243H118V242H117ZM161 243H163L162 240H161L160 242H158V244H159V245L157 244L158 247L160 246ZM7 244H8V243H7ZM73 244H74V243H73ZM103 244H104V243H103ZM110 244H111V243H110ZM123 244L127 245V244L124 243V242H123ZM123 244H122V246H123ZM249 244H250V243H249ZM74 245H75V244H74ZM77 245H78V244H77ZM79 245H80V243H79ZM83 245H84V243H83ZM161 245H162V244H161ZM250 245H251V244H250ZM81 246H82V245H81ZM114 246H115V245H113V247H114ZM57 247H59V246H57ZM70 247L72 248V246H70ZM82 247H83V246H82ZM105 247H106V246H105ZM160 247H161V246H160ZM250 247H251V246H250ZM6 248H7V246L5 247V249H6ZM52 248H54V250H52L53 253H54V251H56V250H55L56 247L53 246ZM60 248H61V247H59V249H60ZM78 248H79V246H78ZM86 248H87V246H86ZM111 248H112V247H111ZM111 248H110V249H111ZM122 248H124V247H122ZM114 249H115V248H114ZM124 249H125V248H124ZM242 249H243V248H242ZM87 250H88V249H87ZM245 250H246V249H245ZM6 251H7V249H6ZM57 251H58V250H57ZM61 251H62V250H60L59 252H61ZM88 251H89V250H88ZM120 251H121V250H120ZM122 251H123V249H122ZM86 252H87V251H86ZM57 253H58V252H57ZM6 254H8V253H6ZM54 254H55V253H54ZM102 255H103V253H102ZM8 256H9V255H8ZM86 256H87V255H86ZM90 257H91V256H90ZM52 258H53V257H52ZM86 258H87V257H86ZM7 259H9V258H7ZM81 261H82V260H81ZM85 262H86V261H85ZM139 264H141V263H139ZM142 264H149V263H142Z\"/></svg>",
	"mask_w": 264,
	"mask_h": 264
},
{
	"label": "clouds",
	"instance_id": "3",
	"mask_svg": "<svg viewBox=\"0 0 264 264\" xmlns=\"http://www.w3.org/2000/svg\"><path fill=\"white\" fill-rule=\"evenodd\" d=\"M11 235V234H10ZM22 242L19 240L18 237L16 236H11V240H10V243L8 245V249L10 251V253H15L18 248L22 247Z\"/></svg>",
	"mask_w": 264,
	"mask_h": 264
}]
</instances>
